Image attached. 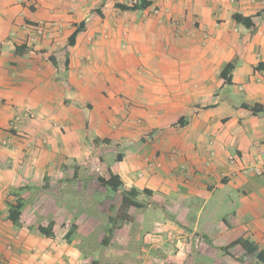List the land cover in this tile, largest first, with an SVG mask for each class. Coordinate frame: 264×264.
<instances>
[{
    "label": "crops",
    "instance_id": "0c3cea01",
    "mask_svg": "<svg viewBox=\"0 0 264 264\" xmlns=\"http://www.w3.org/2000/svg\"><path fill=\"white\" fill-rule=\"evenodd\" d=\"M132 1L0 0V264H91L81 239L100 229L102 243L131 188L152 191L138 199L170 213L163 227L179 231V247L124 250L144 219L133 208V221L101 244L103 263L122 239L114 258L127 264H165V255L178 257L168 264H264L241 245L226 248L245 237L264 250V175L243 171L264 149V0L116 5ZM256 103V112L245 107ZM10 137L14 146H5ZM111 171L125 183L114 197L98 181ZM71 187L75 202L94 200L98 212L71 221L70 200L61 201ZM18 197L25 208L15 226L9 210ZM50 221L55 237L38 230Z\"/></svg>",
    "mask_w": 264,
    "mask_h": 264
},
{
    "label": "trees",
    "instance_id": "16d2710c",
    "mask_svg": "<svg viewBox=\"0 0 264 264\" xmlns=\"http://www.w3.org/2000/svg\"><path fill=\"white\" fill-rule=\"evenodd\" d=\"M116 5L122 10L136 11V10H143L148 8L149 6L152 5V1L140 0L130 5L124 3H117ZM234 18L238 23H242L247 27L254 26V21L251 16H244L242 14L235 13ZM85 24H86L85 22H81L77 26L76 30L69 38L70 45H74L76 43L79 33L82 32L85 28ZM234 68H235V62H230L225 66L222 72V76L225 78L226 82L228 83L232 82V79L231 77L228 76V73L231 72ZM260 106L261 105L259 103H256L255 105H248V104L245 105L246 108H249L254 112H256ZM98 181L104 187L111 188L115 191H118L120 188H123L125 185L121 176L112 171L110 172L109 177L99 176ZM142 192L146 194H152V191L148 189H145ZM142 192L136 188H131L129 190L122 191L118 205L116 206V208L112 209V214H109L107 227L105 229V236L101 243L103 246H109L116 231L123 228L127 222L133 221V215L131 213V209L133 208L140 209L145 206V204L138 199V196ZM24 208H25V202L21 197H18L16 202L11 204L9 210V219L13 222L15 226H19L21 224V218L24 212ZM54 226H55V221H50L48 224H40L38 226V230L42 235L46 237H55ZM77 229H78V225L76 223L70 226L69 230L65 235L67 241L71 242L73 240V237L77 232ZM235 245H241L248 255H254L260 262L264 263V250L261 249L259 244L256 243L255 241L251 240L250 238L239 237L233 240L232 242H230V244L227 245L226 248H231ZM110 262L112 261L110 260ZM91 264H112V263H108V262L103 263L100 258H94Z\"/></svg>",
    "mask_w": 264,
    "mask_h": 264
},
{
    "label": "rangeland",
    "instance_id": "374dc122",
    "mask_svg": "<svg viewBox=\"0 0 264 264\" xmlns=\"http://www.w3.org/2000/svg\"><path fill=\"white\" fill-rule=\"evenodd\" d=\"M5 141V140H4ZM4 144V143H3ZM115 162V161H114ZM117 164V162H115V165ZM77 186V185H75ZM109 190V194L114 197L117 195V192L111 188H107ZM60 193L61 190H59ZM64 194V193H63ZM75 198V190H73V187H71L69 193H66L62 200L65 199V204L64 206H66V204L68 203L67 201L70 200V205L67 207L71 213L69 219L71 221H75L78 217V215H82L85 212H87L88 214H90V212H92L93 210L98 212V203H96L94 200H84L82 201L78 200L75 202L74 200ZM148 199V197H147ZM82 201V203H81ZM81 203V204H80ZM84 204H86V206H83ZM147 204V202H146ZM81 205V209H79V206ZM78 206L79 209V213H76V207ZM74 209V212H73ZM110 212V211H109ZM139 213L144 215V219L143 221H139L138 223V229L134 232L133 234V238L135 240H129L127 245H123L124 246V250H132V251H136V253L139 256H144L145 254L147 255L148 253H150V255H155V250H157V248H160V251L165 250L168 245L170 246L171 243H176L178 244L179 242V231L176 230H172L167 228V227H163L164 225L169 224L170 219H169V215H168V211L163 210L162 208H152L150 206H145L144 208H142L141 210H139ZM75 214V215H74ZM170 214V213H169ZM93 215H89V218H93ZM137 228V226H136ZM164 228V232L163 229ZM85 229H88L87 227H85ZM91 231V230H90ZM82 232V231H81ZM83 233V232H82ZM82 233H78L79 237L83 236ZM86 233V230L84 231L83 234ZM89 233V232H88ZM86 233V235L83 236V238L81 239V241L85 240L86 242H83L82 247L78 248L79 251L82 253L83 256H93V258H101L100 257V253L101 250L105 249L102 248L103 246L101 245V243L98 242V233H100V229H97L93 235L90 236V234ZM88 234V235H87ZM97 236V239L93 238V236ZM122 235V232H120V236ZM90 237V238H89ZM197 238V237H196ZM94 239V240H93ZM93 240V245H91V241ZM118 241L122 242V239L117 240L116 245H121ZM170 242V243H168ZM100 244V245H98ZM196 247L198 245V242H195ZM194 244V246H195ZM115 245V249L111 250L112 248H106L107 253V257L110 258V260L112 261V264H127V260L128 259H124V262H122L121 259H115L114 256L115 254L120 255L121 251L117 250V248H122L123 247H118ZM84 246V247H83ZM179 247V244H178ZM175 248H177L176 244H175ZM101 249V250H100ZM178 250V249H177ZM113 255V256H112ZM161 255V254H160ZM175 256V257H174ZM164 262L165 264L166 261H168L170 258L174 259L176 262L178 260L177 255H165L164 256ZM169 257V258H168ZM197 261H202V259H200V255H196L195 256ZM204 259V258H203ZM205 260V259H204ZM206 260H209L208 263L211 264L210 258H206ZM179 263V261H178Z\"/></svg>",
    "mask_w": 264,
    "mask_h": 264
},
{
    "label": "built area",
    "instance_id": "2783aa9c",
    "mask_svg": "<svg viewBox=\"0 0 264 264\" xmlns=\"http://www.w3.org/2000/svg\"><path fill=\"white\" fill-rule=\"evenodd\" d=\"M140 0H133L131 4L136 3ZM153 1V0H151ZM31 116V112H25L17 115L11 122V129L16 130L18 128L19 123L24 119V118H29ZM4 145L8 147L14 146V139L12 137L6 139L4 141ZM234 161L235 158H232ZM243 171L245 173H251L254 175H259L263 176L264 175V149L260 150L259 155L248 165H246L243 168Z\"/></svg>",
    "mask_w": 264,
    "mask_h": 264
}]
</instances>
